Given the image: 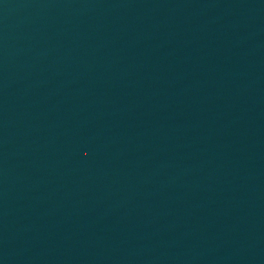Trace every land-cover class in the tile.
Wrapping results in <instances>:
<instances>
[{"label": "water", "instance_id": "1", "mask_svg": "<svg viewBox=\"0 0 264 264\" xmlns=\"http://www.w3.org/2000/svg\"><path fill=\"white\" fill-rule=\"evenodd\" d=\"M0 264H264V0H0Z\"/></svg>", "mask_w": 264, "mask_h": 264}]
</instances>
